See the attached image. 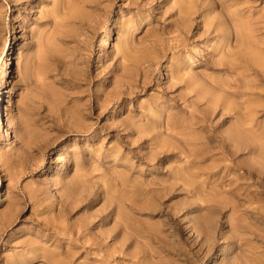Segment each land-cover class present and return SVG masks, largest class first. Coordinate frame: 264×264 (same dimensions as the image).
Wrapping results in <instances>:
<instances>
[{"label":"rangeland","instance_id":"rangeland-1","mask_svg":"<svg viewBox=\"0 0 264 264\" xmlns=\"http://www.w3.org/2000/svg\"><path fill=\"white\" fill-rule=\"evenodd\" d=\"M6 95L0 264H264V0H0Z\"/></svg>","mask_w":264,"mask_h":264},{"label":"bare ground","instance_id":"bare-ground-1","mask_svg":"<svg viewBox=\"0 0 264 264\" xmlns=\"http://www.w3.org/2000/svg\"><path fill=\"white\" fill-rule=\"evenodd\" d=\"M186 18V17H185ZM238 28H240V33L242 34V36H243V42H242V45H244V47H245V49L247 50V51H249V49H253L252 47V43H251V41H250V37H249V35H248V31H247V29L245 28V26L243 25V24H239L238 25ZM202 29V28H201ZM204 29V28H203ZM209 29V28H208ZM205 33H207L206 31H205ZM212 35V34H211ZM254 45V44H253ZM249 59L252 61V62H256L257 63V61H258V58H257V54L254 52V54L252 53L251 54V57H249ZM257 67V66H256ZM258 69V68H257ZM162 75H163V73H162ZM159 76H161V75H159ZM259 79V78H258ZM178 83V82H177ZM179 84V83H178ZM177 84V85H178ZM174 86V85H173ZM127 87V86H126ZM184 89V88H183ZM237 89V88H236ZM224 90V89H223ZM185 91V90H184ZM126 92H127V90H126ZM186 92V91H185ZM13 93V90H9L8 91V94H12ZM187 93H188V91H187ZM238 95V94H237ZM8 97H9V95H6V98L5 99H2V100H0V140H8V130H7V122H8V106H7V103H8V101H9V99H8ZM186 97V96H185ZM237 97H239V96H237ZM183 98V97H182ZM190 99H191V97H190ZM189 101V100H188ZM241 102V101H240ZM242 103V102H241ZM189 107H191V106H189ZM203 107V106H202ZM261 107V106H260ZM262 108H264V107H262ZM222 113V112H221ZM224 113V112H223ZM224 116V115H223ZM226 116V115H225ZM255 116V115H254ZM220 118H222V117H220ZM243 118V117H242ZM183 121V120H182ZM260 131V130H259ZM191 135V134H190ZM185 137V136H184ZM251 147V146H250ZM157 149H155V151H156ZM165 150V149H164ZM154 151V152H155ZM167 151H171L170 149L169 150H167ZM167 151H165V152H167ZM173 151V150H172ZM165 152H163V153H165ZM155 155V154H154ZM178 155V154H177ZM146 157V156H145ZM153 157V156H152ZM253 161V160H252ZM249 164V163H248ZM259 164V163H258ZM258 164H257V166H258ZM256 165V164H255ZM255 165H253V166H255ZM238 166V165H237ZM262 166V165H261ZM260 166V167H261ZM240 167V166H239ZM256 167V166H255ZM261 168H264V167H261ZM252 169V168H251ZM241 172V171H240ZM91 181V180H90ZM94 181V180H93ZM261 181H263V180H261ZM173 182V181H172ZM175 182V181H174ZM254 182V181H253ZM263 184V183H262ZM93 185V184H92ZM176 185V184H175ZM169 186V185H168ZM173 187H174V185H172ZM149 188V187H148ZM184 188V187H183ZM90 190V189H89ZM179 190V189H178ZM189 190V189H188ZM105 192V191H104ZM97 194V193H96ZM78 196V195H77ZM111 200V199H110ZM114 201V200H113ZM112 201V202H113ZM117 201H119V200H117ZM99 203V202H98ZM126 203V202H125ZM101 204H104V203H101ZM99 209V208H98ZM108 209V208H107ZM102 211V210H101ZM117 211V210H116ZM138 211V210H137ZM157 211V210H156ZM94 212V211H93ZM163 212V211H162ZM97 213V212H96ZM113 213V212H112ZM103 214V213H102ZM171 216V215H170ZM168 217V216H167ZM172 219V218H171ZM120 220V219H119ZM119 220H117V221H119ZM94 221H95V219H94ZM174 221V220H173ZM91 222H92V220H91ZM122 223V222H121ZM84 224V223H83ZM89 224V223H88ZM87 224V225H88ZM125 225V224H124ZM123 226V225H122ZM127 226V225H126ZM127 228V227H126ZM192 230V229H191ZM148 231H150V230H148ZM112 233V232H111ZM132 233V232H131ZM110 234V233H109ZM126 234V233H125ZM133 234V233H132ZM98 235V234H97ZM100 235V234H99ZM142 235V234H141ZM127 237V236H126ZM131 237V236H130ZM135 237V236H134ZM151 238V237H150ZM164 241V240H163ZM147 242V241H146ZM149 242V241H148ZM126 243V242H125ZM143 243V242H142ZM144 244V243H143ZM118 246V245H117ZM121 246H123V245H121ZM119 247V246H118ZM147 247V246H146ZM120 248V247H119ZM166 248V247H165ZM191 248V247H190ZM166 249H168V248H166ZM144 251H145V249H143ZM169 250V249H168ZM167 252V251H166ZM114 255V254H113ZM25 256H27V255H25V253H22L21 254V257L20 258H27L28 260L30 259V257L29 256H27V257H25ZM112 257V256H111ZM52 258V259H51ZM71 263H73L72 261H71ZM42 264H54V260H53V257H50L49 255H44L43 256V261H42Z\"/></svg>","mask_w":264,"mask_h":264}]
</instances>
